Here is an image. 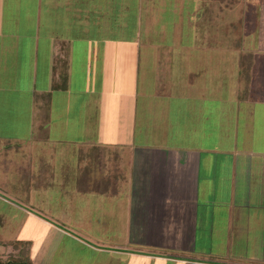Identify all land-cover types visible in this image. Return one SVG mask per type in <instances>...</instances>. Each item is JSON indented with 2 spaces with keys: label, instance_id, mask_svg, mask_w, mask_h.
Instances as JSON below:
<instances>
[{
  "label": "crops",
  "instance_id": "obj_1",
  "mask_svg": "<svg viewBox=\"0 0 264 264\" xmlns=\"http://www.w3.org/2000/svg\"><path fill=\"white\" fill-rule=\"evenodd\" d=\"M144 5L0 0V144L51 147L76 172L58 177L57 206L121 228L100 239L134 258L264 264V38L242 43L257 58L211 60L191 16L161 19L167 40L147 42ZM111 172L126 193L105 192ZM80 184L93 190L78 198Z\"/></svg>",
  "mask_w": 264,
  "mask_h": 264
},
{
  "label": "rangeland",
  "instance_id": "obj_2",
  "mask_svg": "<svg viewBox=\"0 0 264 264\" xmlns=\"http://www.w3.org/2000/svg\"><path fill=\"white\" fill-rule=\"evenodd\" d=\"M146 1L143 0L147 13L144 20L152 32L148 34L147 42L167 40L168 35L159 33V27L153 28L154 24L160 26V20L166 21L168 15L183 14L191 16V28L197 22L198 25L195 27L199 34H203L202 39H198L197 43H206L205 40L211 43L205 45L202 50L208 51L206 46L210 47L211 51L208 52L212 53L211 60L215 58L221 59L222 62H230L245 56L248 59L257 58L259 51L243 50L242 43L248 44L249 37L254 38L255 41L264 38V0ZM258 23L261 24L259 28H257ZM154 31L158 33L153 34ZM260 43L261 41L258 42L259 45ZM243 53L249 55L242 56ZM201 54L206 56L208 53L201 52ZM47 151L51 157L40 158L37 138L10 147L0 144V261L17 259L22 254L27 257L28 247L24 245L8 247L9 240L24 239L32 242L29 255L32 264H148L149 262L173 264L163 260L156 262L140 260L134 258L132 253L123 252L122 248L115 246L118 244L108 240L102 241L101 236L114 238L121 228L104 226L101 221L89 219L90 211L88 212L82 204L74 206L72 210H62L58 207L55 199L60 197L58 193L62 190L58 187L60 182L58 177L60 174L76 172H71L69 168L63 166L59 167L55 163L53 149L48 147ZM93 167L95 178L103 177V164L100 159L96 158ZM111 167H114L113 163ZM109 175L99 180L108 185V191L105 192H109V189L111 191L120 189V192L124 190L126 193V180L120 178L117 172L114 174L111 172ZM79 182L84 184L85 181L79 180ZM113 184L116 186L112 187ZM87 186V184L79 185L78 198L85 196L82 192L93 190L89 188L90 185ZM68 206L66 209L70 208ZM110 222L113 223L112 220ZM72 237L98 241L97 244L106 248L93 250L86 243L77 242L76 239L72 242ZM41 242H45V256L42 258L39 253Z\"/></svg>",
  "mask_w": 264,
  "mask_h": 264
},
{
  "label": "trees",
  "instance_id": "obj_3",
  "mask_svg": "<svg viewBox=\"0 0 264 264\" xmlns=\"http://www.w3.org/2000/svg\"><path fill=\"white\" fill-rule=\"evenodd\" d=\"M8 243L10 245H12L14 248H15V246L18 247V245L19 246L24 245L25 247H28V250H29V246H30V241H26V240H11ZM22 253H24V252L22 251ZM0 264H32V263L30 261L29 254H27V257L23 256V254H22V256L18 257L17 259H10L9 258L7 260H1Z\"/></svg>",
  "mask_w": 264,
  "mask_h": 264
}]
</instances>
